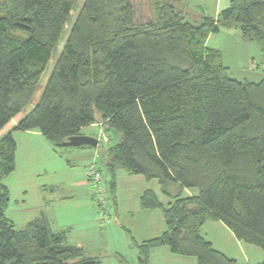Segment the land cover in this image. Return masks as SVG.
<instances>
[{
  "label": "trees",
  "instance_id": "obj_1",
  "mask_svg": "<svg viewBox=\"0 0 264 264\" xmlns=\"http://www.w3.org/2000/svg\"><path fill=\"white\" fill-rule=\"evenodd\" d=\"M1 1L0 134L32 103L78 0ZM149 5L151 19L140 23L130 0H85L40 101L0 140V264L99 263L47 219L18 230L3 184L16 168L12 132L38 130L61 152L76 150L69 139L98 115L120 137L109 153L110 193L123 171L158 180L172 199L164 208L152 190L141 198L144 210L163 211L167 229L138 245L140 264L159 247L197 264H240L203 237L210 221L264 251V79H232L207 47L229 28L264 53V0H233L199 24L186 20L188 0Z\"/></svg>",
  "mask_w": 264,
  "mask_h": 264
},
{
  "label": "crops",
  "instance_id": "obj_2",
  "mask_svg": "<svg viewBox=\"0 0 264 264\" xmlns=\"http://www.w3.org/2000/svg\"><path fill=\"white\" fill-rule=\"evenodd\" d=\"M194 1L211 5L209 17L217 18L233 0H226L225 6L224 0ZM232 30L222 28L218 34L211 35L207 47L221 53L232 79L260 82L264 79V53L256 43L244 41L240 33H230ZM19 118L2 133L11 132ZM107 133L99 115L98 122L81 131L82 135L97 138L99 145L102 135L108 138ZM12 136L17 146L16 168L3 184L10 193L6 214L18 230L37 219H47L54 232L66 233L70 246L82 249L86 257L94 258L98 264L112 260L140 264L138 245L160 238L166 232L163 211L144 210L141 198L147 190H152L164 208H168L172 199L163 193L158 180L148 182L143 176H131L123 171L116 174V187L110 198L113 222L103 223L104 228L98 223L88 168L96 164L102 170L98 162L107 167L113 146L106 144L108 149L103 151L98 145L97 149L61 152L38 130L12 132ZM109 173L111 184L113 175ZM197 194L195 190H184V196ZM202 235L217 251L240 264L264 261L263 250L238 241L222 222H207ZM149 264H197V260L175 255L168 247H159L151 251Z\"/></svg>",
  "mask_w": 264,
  "mask_h": 264
},
{
  "label": "rangeland",
  "instance_id": "obj_3",
  "mask_svg": "<svg viewBox=\"0 0 264 264\" xmlns=\"http://www.w3.org/2000/svg\"><path fill=\"white\" fill-rule=\"evenodd\" d=\"M85 0H78L75 7H74V10L72 11L71 13V17H70V20L68 22V24L66 25L65 29H64V32L62 34V37L60 39V42L57 46V49L56 51L54 52L53 54V57H52V60L48 66V69L46 70V72L44 73L43 77H42V81L40 83V86L38 87L37 91H36V94L34 96V99L32 101V103L27 107V109L20 115V118H24L25 116H27L31 111L32 109L34 108V106L40 101L41 97H42V94H43V91L46 87V84L54 70V67H55V64L57 62V59L59 58V56L61 55L64 47H65V44L67 42V39L69 37V34H70V31H71V28L75 22V19H76V16H77V13L78 11L80 10L82 4L84 3ZM132 2V4L135 6V10H136V14H137V20L138 22L140 23H146L148 22L150 19H151V8H150V5H149V0H130ZM211 1V0H210ZM225 2L226 0L223 1V6H225ZM2 3V1L0 0V4ZM212 12V6L211 5H208V6H203V5H200V4H197L194 0H188V8H187V11H186V20L188 22H191L193 24H199L202 20V18L204 16H209V13ZM224 31H227V30H224ZM230 33H239V31L237 29H233ZM18 36L22 37V38H26L27 35L24 34V33H20V32H17L16 33ZM6 134H3L1 133L0 134V140L5 136ZM108 135V138L110 139V143L107 144L105 142L100 141V145H99V149L102 150L103 148L105 149H108L107 146H105L106 144L110 147V146H114V145H117L120 141V137L118 135V133L114 130L112 131H109L107 133ZM103 151V150H102ZM97 164H99L102 168V173H103V178H104V183L107 187V202H108V210H109V215H110V218H109V223H112L113 222V219H114V210L112 209V203L110 201V198H111V193L109 191V181H110V173L108 171V168L106 166H104L103 164H101L100 162H98ZM89 169V168H88ZM92 188V187H90ZM93 190V189H92ZM94 206L96 208V212H97V217H98V220L100 222H98L100 224V226H102L104 228L105 224H102L104 222H102L100 219L101 217L99 216V208L97 207V204L96 202L94 201ZM18 229V227H16ZM127 263V262H126ZM125 262H117L115 260H112V261H109L107 262L106 264H126Z\"/></svg>",
  "mask_w": 264,
  "mask_h": 264
},
{
  "label": "built area",
  "instance_id": "obj_4",
  "mask_svg": "<svg viewBox=\"0 0 264 264\" xmlns=\"http://www.w3.org/2000/svg\"><path fill=\"white\" fill-rule=\"evenodd\" d=\"M101 139L105 143L109 142V139L105 135H102ZM88 179L93 189L94 201L96 202L97 207L99 208L98 214L101 217L100 220L104 223H108L110 221L107 202L108 190L104 183L102 170L96 164L90 165L88 169Z\"/></svg>",
  "mask_w": 264,
  "mask_h": 264
},
{
  "label": "water",
  "instance_id": "obj_5",
  "mask_svg": "<svg viewBox=\"0 0 264 264\" xmlns=\"http://www.w3.org/2000/svg\"><path fill=\"white\" fill-rule=\"evenodd\" d=\"M69 145L76 148L89 147L97 149L99 145V140L95 137L81 134L78 136L71 137L69 139Z\"/></svg>",
  "mask_w": 264,
  "mask_h": 264
}]
</instances>
